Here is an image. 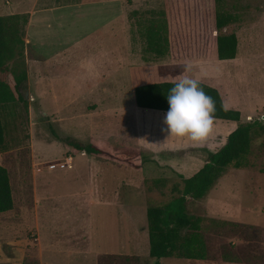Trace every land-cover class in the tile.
<instances>
[{
	"label": "rangeland",
	"instance_id": "rangeland-1",
	"mask_svg": "<svg viewBox=\"0 0 264 264\" xmlns=\"http://www.w3.org/2000/svg\"><path fill=\"white\" fill-rule=\"evenodd\" d=\"M67 1L81 0H0V15L63 3L37 11L31 30L35 37L25 36L23 56L0 70L5 82L22 70L26 73L19 88L23 99L0 105L6 131L0 164L8 171L13 197V208L0 213V264H154L148 255L146 207L166 203L178 194L172 187L182 183L178 173L151 163L153 153L138 144L158 136L162 145L176 143L196 153L208 150L204 147L215 151L224 139L222 132L221 138L212 133L201 145L169 136L158 122L153 129L143 128V118L165 119L167 113L136 107L127 81L158 78L156 67L170 74L187 67L189 77L211 79L225 105L240 111L241 121L264 116V0H225V8L239 18L223 30L238 37L236 58L230 60H219L213 49L204 60L165 56L144 61L134 17V48L122 40L121 59L122 65L126 57L132 59L137 77H129L121 91L113 85V56L109 61L106 56L104 77L98 72L101 63L76 64V59L100 60L104 55L97 46L113 48V40L104 38L99 27L117 16L122 3L128 7L134 1L145 11L165 9L169 0ZM202 5L212 9L214 0H202ZM89 36L95 46L73 44ZM36 52L41 59L35 58ZM61 60L70 65L57 66ZM33 65L42 70L43 80ZM135 121L139 124L133 135ZM66 139L139 150L145 161L134 168L76 152ZM248 158L250 166L227 167L204 198L188 201L189 212L203 217L208 258L168 257L159 264H264V131L254 137ZM158 177L164 182L153 183ZM148 185L158 187L148 190Z\"/></svg>",
	"mask_w": 264,
	"mask_h": 264
},
{
	"label": "trees",
	"instance_id": "trees-1",
	"mask_svg": "<svg viewBox=\"0 0 264 264\" xmlns=\"http://www.w3.org/2000/svg\"><path fill=\"white\" fill-rule=\"evenodd\" d=\"M225 0H214V7L208 9L202 0H169L167 8L133 10L129 13L136 18L135 24L142 39V58L154 61L169 56L173 59H197L207 57L216 50L219 60L233 59L237 55L238 37L235 32L223 30L239 20L227 10ZM28 13L0 15V70L7 62L24 54V29ZM216 34L213 35V31ZM152 75H149L151 77ZM133 80L136 79L135 73ZM137 83L133 88V102L141 108L168 112V93L176 80H154L151 78ZM26 73L14 74L10 82L0 80V105L16 99H23L19 92ZM153 78V77H152ZM156 79V78H155ZM204 92L215 101V118L237 122L227 135L225 143L215 151L208 152L203 166L189 177L181 174V187L174 185L171 197L162 205L146 207L148 255L159 264L160 259L178 257L195 260L208 258L207 244L202 233L203 217L189 212L188 201L202 199L216 184L227 167L245 168L250 166L248 155L254 137L264 131L261 118L250 121L240 120V111L226 107L218 88L198 80ZM150 123H164V118L154 116ZM5 127L0 117V151L5 147ZM73 151H84L100 158L140 168L144 157L139 150L115 149L99 141L87 143L65 140ZM164 178H155L153 183H162ZM152 186L148 185L150 190ZM13 208V197L7 169L0 164V213ZM149 264V263H147Z\"/></svg>",
	"mask_w": 264,
	"mask_h": 264
},
{
	"label": "crops",
	"instance_id": "crops-1",
	"mask_svg": "<svg viewBox=\"0 0 264 264\" xmlns=\"http://www.w3.org/2000/svg\"><path fill=\"white\" fill-rule=\"evenodd\" d=\"M90 1H96V0H81V1H77V2H69V1H67V2H69L71 4H81V3H87ZM62 4L63 3L53 4V5H49V6L45 4L44 6H39V8L34 7L32 9H30L29 11H24V12H17V10H10L8 14L28 13V15H29L28 16V22L25 25V29L27 30V32L24 29V32H25L24 37L26 36V38H27L29 36V37L33 38L35 36H33V34L31 33V30L34 26V23L37 22V21H35L36 19H34L35 15L37 14V11L46 10V9L51 10L52 8L61 7ZM127 6L128 7H126V5H124L122 3V7L119 9L117 16H115L113 19L110 18L112 20H110L106 24L107 25L106 27H105V24L103 27L102 26L99 27L100 28L99 31H101V29L104 31V33H103L104 38L107 36L109 40H111V39L113 40V48L106 50V48L104 46H103V48L101 46H97V47H99L98 53H102L104 55V57H102L100 60H90V58L87 59V58H84V56H83L82 58L76 59V64L77 63H79V64H81V63L90 64V62H92V61H95L97 63V65L99 63H101L103 66H101V67L98 66V72L100 74V77H104L106 70H108V65L106 66V56H108V61H109V58L111 59V56H113V60L111 62H113V64H114V68H113L114 72L111 75L116 79L115 82H113V85H115L114 88L117 91H121L123 86L126 87L128 85L127 88H129L130 94L132 95V99H133V88L137 83H133L131 80H129V82L127 81L128 84L126 85V80L129 77L131 78V76H133V74H134L133 68H135L136 65H132V63H131L132 59L130 57L129 58L126 57L125 64L122 65L121 49L123 46L122 40H125L127 42V45H126L127 48H131V47L134 48V46H132V42H131V39L133 37V36L131 37V35H132L131 34V25L133 24L132 21L135 18H134V16L131 17L129 15V13L133 10H138V11H141V10H140V7L137 6L134 1L131 5H127ZM37 20L39 21V19H37ZM112 23H113V25H111ZM215 34H216V31L214 30L213 35H215ZM92 36H89L84 40L78 39V42L73 43V44L77 45L78 43H82V45L84 47H89V48L92 46H95L94 41H96V40H94V37H92ZM128 39H129V41H128ZM104 41L106 42L105 39H104ZM24 47H25V42H24ZM116 54L118 57H116ZM215 54H216V50H215ZM207 57L197 58V60H201V59L204 60ZM216 57H217V55H216ZM35 58L41 59L42 56L36 52ZM235 58H233V59H235ZM37 61L38 60L35 59V62H37ZM60 64H61V66L62 65H66V66L70 65L68 60H64V61L61 60L60 63L57 64V66ZM122 66L124 67L123 69H122ZM92 69H94V67H92ZM34 70L37 73L38 77L42 78V80L45 78L42 76V70H39L37 68V65L34 66ZM39 71L41 72V74ZM127 71H128V74H130V76L127 75ZM122 73L124 76H122ZM157 73H158V78L155 79L154 76H151V77H149V78H151L149 81L176 80L177 77L181 74L187 75L186 71H184V70L183 71L182 70L176 71L174 74H170V72L159 73L158 68L156 67V74ZM187 76H189V75H187ZM122 77L125 79V81L123 80ZM204 79H207V78H202V80H200V81H203L207 84H210V85L216 87L215 83H213L211 81V79L210 80L209 79L204 80ZM100 85H102V84H99V86ZM216 88H218V87H216ZM224 103H225V101H224ZM136 107H138V106H136ZM145 109H147V108H145ZM157 111H159V110H157ZM241 117H242V114H241ZM227 121H232V120H224V119L215 118V123H214L213 134H215L216 138H217V136L219 138H221V136H223L222 138L224 139V143L226 141L227 135L236 127V125H232V124L236 123L235 121L234 122H228V123H227ZM138 124H139V122L135 121V125H133L135 127L133 129V135H134V131L136 130V126H138ZM141 124H142L141 126L145 129H147V128L153 129L152 127L154 126L153 123L147 122V120L144 118L142 119ZM158 125L163 126L165 124L160 123ZM219 132H222L221 136L218 135ZM160 138L161 137H158V136L149 137L146 140L143 139L144 142L140 143L138 145H139V147H141L145 150H149L150 152L153 153V157H152L153 161L151 163H154V165H156L158 168H161V170L166 171V172H171V173L175 172V173L181 174L184 177H189L192 174H194L196 171H198L203 166V164L205 163L206 156H207L208 152L213 151L208 147H204V148H207L208 150H206V151L201 150V151L196 152V153H190L188 151H185L186 147H184V145L178 146L176 143H171L169 145H162ZM178 150H180L181 153H179ZM161 152H165L168 155L163 156L161 154ZM155 156H157L159 159L156 158ZM190 171H191V173L187 174ZM186 175H189V176H186ZM41 246H42V243H41Z\"/></svg>",
	"mask_w": 264,
	"mask_h": 264
},
{
	"label": "clouds",
	"instance_id": "clouds-1",
	"mask_svg": "<svg viewBox=\"0 0 264 264\" xmlns=\"http://www.w3.org/2000/svg\"><path fill=\"white\" fill-rule=\"evenodd\" d=\"M167 99L170 108L163 121L165 131L169 136L203 145L214 130L216 107L212 97L204 92L197 79L181 74Z\"/></svg>",
	"mask_w": 264,
	"mask_h": 264
},
{
	"label": "built area",
	"instance_id": "built-area-1",
	"mask_svg": "<svg viewBox=\"0 0 264 264\" xmlns=\"http://www.w3.org/2000/svg\"><path fill=\"white\" fill-rule=\"evenodd\" d=\"M260 118L264 119V116H261Z\"/></svg>",
	"mask_w": 264,
	"mask_h": 264
}]
</instances>
